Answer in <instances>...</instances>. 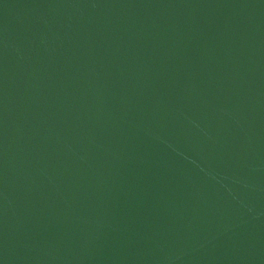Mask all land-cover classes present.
Wrapping results in <instances>:
<instances>
[{"label": "water", "instance_id": "95a60500", "mask_svg": "<svg viewBox=\"0 0 264 264\" xmlns=\"http://www.w3.org/2000/svg\"><path fill=\"white\" fill-rule=\"evenodd\" d=\"M0 264H264V0H0Z\"/></svg>", "mask_w": 264, "mask_h": 264}]
</instances>
